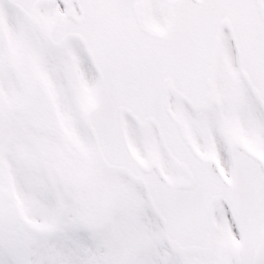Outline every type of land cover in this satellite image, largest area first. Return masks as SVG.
<instances>
[{
    "label": "snow or ice",
    "instance_id": "6c2138e0",
    "mask_svg": "<svg viewBox=\"0 0 264 264\" xmlns=\"http://www.w3.org/2000/svg\"><path fill=\"white\" fill-rule=\"evenodd\" d=\"M0 264H264V0H0Z\"/></svg>",
    "mask_w": 264,
    "mask_h": 264
}]
</instances>
